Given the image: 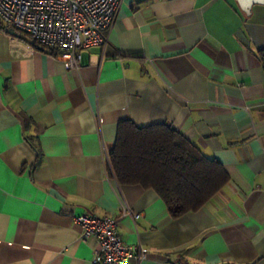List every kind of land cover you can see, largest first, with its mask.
I'll return each mask as SVG.
<instances>
[{
    "label": "crops",
    "instance_id": "crops-1",
    "mask_svg": "<svg viewBox=\"0 0 264 264\" xmlns=\"http://www.w3.org/2000/svg\"><path fill=\"white\" fill-rule=\"evenodd\" d=\"M105 33L67 68L0 24V264H90L81 212L117 217L129 264H264V3L121 0ZM120 120L168 124L227 180L171 215L107 168Z\"/></svg>",
    "mask_w": 264,
    "mask_h": 264
},
{
    "label": "built area",
    "instance_id": "built-area-1",
    "mask_svg": "<svg viewBox=\"0 0 264 264\" xmlns=\"http://www.w3.org/2000/svg\"><path fill=\"white\" fill-rule=\"evenodd\" d=\"M121 0H0V24L4 29L24 32L39 46L54 50L63 65L76 67L81 50L103 45L105 29L114 20ZM110 168L108 153L105 155ZM137 216V213L133 214ZM81 237H93L96 247L90 264H129L145 257V248L123 241L117 217L91 212L74 215Z\"/></svg>",
    "mask_w": 264,
    "mask_h": 264
},
{
    "label": "trees",
    "instance_id": "trees-1",
    "mask_svg": "<svg viewBox=\"0 0 264 264\" xmlns=\"http://www.w3.org/2000/svg\"><path fill=\"white\" fill-rule=\"evenodd\" d=\"M260 60L264 70V49ZM108 155L117 181L154 189L174 216L203 205L227 180L215 158L165 123L120 120Z\"/></svg>",
    "mask_w": 264,
    "mask_h": 264
},
{
    "label": "water",
    "instance_id": "water-1",
    "mask_svg": "<svg viewBox=\"0 0 264 264\" xmlns=\"http://www.w3.org/2000/svg\"><path fill=\"white\" fill-rule=\"evenodd\" d=\"M240 8L245 12L249 13L251 9V5L253 3H264V0H237ZM11 33H16V31L12 28L9 29Z\"/></svg>",
    "mask_w": 264,
    "mask_h": 264
}]
</instances>
